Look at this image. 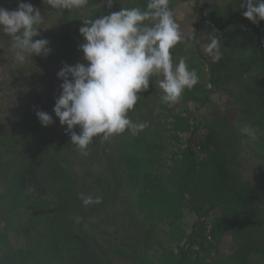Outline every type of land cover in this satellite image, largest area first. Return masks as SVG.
I'll return each instance as SVG.
<instances>
[{
	"label": "rangeland",
	"instance_id": "obj_1",
	"mask_svg": "<svg viewBox=\"0 0 264 264\" xmlns=\"http://www.w3.org/2000/svg\"><path fill=\"white\" fill-rule=\"evenodd\" d=\"M116 1L113 0L111 8L104 7L100 0L98 5L75 10L70 30L72 39L78 44L85 43L79 32L85 19L100 18L120 11L121 7L145 9L148 2ZM228 3L229 0H170L169 7L182 34L187 38L195 32L198 43L183 42L184 58L189 68L197 72L199 81L191 90L184 92L180 102L169 106L161 101L159 78L152 77L148 90L141 93V102L129 112L134 122H148L149 127L139 134L138 139L143 149L152 147L154 154L146 160L151 166L146 168L149 169L146 178L140 177L142 182L138 185L130 184L128 187L125 182L126 187L121 184L115 187L118 192L113 201H109L99 214L88 218L81 228L87 241L86 251L98 256L102 264H136L133 255L140 249L149 254L152 264H176L184 257L181 247H187L185 237L191 233L197 217L194 209L211 213L208 222L200 220L207 227L205 241L214 243L217 249L203 253L195 246L185 255L184 264H207L214 257L221 259L232 254L246 243L254 251L261 252L248 264H264V230L253 229L249 223L242 222L234 231L223 222L224 232L219 228L214 232L213 226L212 235L208 234L209 225L222 213L221 201L228 197L223 195L233 192L234 188L238 195L243 193L249 200L256 201L258 209L264 213V151L259 150L257 140L243 133L244 125H238L231 118L224 125L216 124L230 108L232 98L240 92L237 83L211 84L209 63L217 59L205 51L214 27L220 21L216 14L222 13ZM0 7L10 11L16 9L14 0H0ZM51 21L53 25L56 22L55 18ZM5 41L4 34L0 32V137L10 127L19 124L22 118L33 125H41L37 112L48 113L53 119L52 124L42 130L44 136L50 138L61 130L65 132L66 125L62 126L53 112L63 83L57 73L65 65L52 68L41 56L37 57L38 68L32 57L18 64L14 51ZM243 77L248 83L256 80L261 83L259 85H264V74L257 77L253 72H247ZM205 96L207 99L204 101ZM73 131L79 134L80 129L76 127ZM119 138V135L113 136L105 142L110 151L118 150ZM101 143L96 137L89 145L96 158L89 159V153L85 156L80 151L75 158L68 156L76 189L84 193L89 189L91 176L95 177L100 171L96 161L105 159ZM215 174L221 183L214 182ZM105 177L112 181L109 174ZM23 193L34 196L33 186L26 184ZM90 193L95 196L93 191ZM47 196L45 200H51ZM7 205L8 200L0 199V234L7 220L3 217ZM18 220L25 221V217ZM141 227L144 232L150 229L153 237L149 239L142 235ZM9 240L16 248L24 246L22 237L12 230H9ZM0 264H3L1 254Z\"/></svg>",
	"mask_w": 264,
	"mask_h": 264
},
{
	"label": "trees",
	"instance_id": "obj_2",
	"mask_svg": "<svg viewBox=\"0 0 264 264\" xmlns=\"http://www.w3.org/2000/svg\"><path fill=\"white\" fill-rule=\"evenodd\" d=\"M99 1L89 0L85 8L98 5ZM101 1L107 7V0ZM21 2H30L44 17L40 34L33 39H46L49 42L50 53L47 56L39 55L46 61L45 64L53 68L55 65L87 63L79 50L81 44L70 35L72 18L78 9L52 8L48 0H14L16 8ZM245 10L241 7V0H229L227 8L216 14L220 21L211 36H218L222 56L209 63L208 70L213 86L224 82L240 85V92L232 98L230 108L216 124L224 125L231 118L238 125L250 126L256 132L255 140L260 145L259 150L264 151V85H259L261 83L256 80L248 83L243 77L247 72H253L257 77L264 74V21L251 23L243 16ZM53 18L56 20L54 25L52 21L49 22ZM4 38L6 45L11 48L10 37L4 35ZM171 52L173 61L184 58V44H178ZM39 56H32L36 68L39 66ZM206 99L207 96L203 100ZM129 118L134 121L132 116ZM25 119L22 118L19 124L10 127L0 137V199L8 200L3 215L7 220L0 234L1 261L3 264H102L98 256L86 251L87 241L81 228L88 218L99 214L109 201H113L118 192L115 187L121 184L124 188L125 182L128 187L130 184L138 185L142 182L140 177L146 178L149 173L146 168L151 167L146 160L153 157V148L143 149L139 134L133 136L127 131L119 135L118 150L110 151L102 142L105 159L103 157L101 162L96 161L100 171L95 177L91 176L89 189L84 193L77 190L74 184L69 157H77L79 150L71 144L70 133L61 130L55 137L47 138L42 133L45 127L33 125ZM210 133L214 136L213 132ZM215 138L219 139L218 136ZM87 151L89 159L96 158L92 146H88ZM106 174L111 176L112 181L106 180ZM213 179L221 183L218 175L215 174ZM26 184L33 186L34 196L23 193ZM232 191L223 195L228 197L221 201L222 213L220 218L216 217L212 222L208 234L212 235L213 226L214 232L218 228L224 232L223 222L234 231L242 222L249 223L253 229L264 230V213L258 209L256 201L249 200L243 193L238 195L236 188ZM81 194L100 196L102 202L83 206L79 198ZM47 195L51 200H45ZM194 213L196 220L192 224L191 233L185 237L187 247H181V255L184 257L195 246L203 253L217 249L214 243L207 244L205 241L207 227L201 221H207L211 213L199 209H194ZM23 217L25 221L18 220ZM9 230L22 237L23 247L16 248L11 244ZM139 230L149 239L153 237L150 229L144 232L141 227ZM214 239L217 245V238ZM249 246L248 243L241 245L232 254L221 259L214 257L207 264H248V261L256 259L261 253ZM184 257L176 264H184ZM133 258L136 264H152L149 254L141 249L134 252Z\"/></svg>",
	"mask_w": 264,
	"mask_h": 264
},
{
	"label": "clouds",
	"instance_id": "obj_3",
	"mask_svg": "<svg viewBox=\"0 0 264 264\" xmlns=\"http://www.w3.org/2000/svg\"><path fill=\"white\" fill-rule=\"evenodd\" d=\"M89 0H48L52 8L83 9ZM113 0H107L111 8ZM170 0H148L146 8H122L118 12L97 19L83 20L79 29L85 43L79 46L87 64L65 65L58 73L61 94L55 101L53 112L66 132L71 144L82 155L88 154V146L99 137L107 142L113 136L130 132L136 136L149 127L147 121L134 122L129 112L146 92L152 77H158L162 90L161 101L173 105L199 81L197 72L190 69L185 58L173 61L171 50L178 44L196 41L195 32L185 37ZM246 8L244 18L253 24L264 21V0H241ZM44 17L30 2H21L15 10L0 7V32L10 37L14 59L23 64L33 55L47 56L51 49L46 39L39 36ZM221 42L218 36H210L205 49L208 55L220 59ZM41 126L47 127L53 119L48 113H36ZM79 127L77 134L73 131ZM255 139L256 132L250 126L242 129ZM83 206L100 204L102 197L83 195Z\"/></svg>",
	"mask_w": 264,
	"mask_h": 264
},
{
	"label": "built area",
	"instance_id": "obj_4",
	"mask_svg": "<svg viewBox=\"0 0 264 264\" xmlns=\"http://www.w3.org/2000/svg\"><path fill=\"white\" fill-rule=\"evenodd\" d=\"M210 228H211V225H209V227H208V233L210 232ZM208 239H210V236H208Z\"/></svg>",
	"mask_w": 264,
	"mask_h": 264
}]
</instances>
